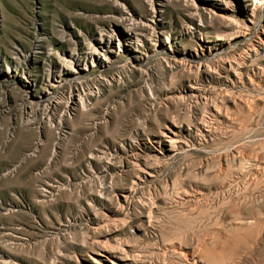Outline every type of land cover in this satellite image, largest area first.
<instances>
[{"label":"rangeland","instance_id":"obj_1","mask_svg":"<svg viewBox=\"0 0 264 264\" xmlns=\"http://www.w3.org/2000/svg\"><path fill=\"white\" fill-rule=\"evenodd\" d=\"M254 1L0 0V264H264Z\"/></svg>","mask_w":264,"mask_h":264},{"label":"bare ground","instance_id":"obj_2","mask_svg":"<svg viewBox=\"0 0 264 264\" xmlns=\"http://www.w3.org/2000/svg\"><path fill=\"white\" fill-rule=\"evenodd\" d=\"M255 1H259V0H255ZM255 1H254V3H255ZM133 33V32H132ZM114 34V33H113ZM109 37H113V35H109ZM262 38V37H261ZM259 39L258 40V42L260 41V44L261 45H263V47H264V39L262 38V39ZM39 39V38H38ZM115 40V39H114ZM131 40H133V39H131ZM98 42L99 43H101V44H103V45H100L99 47L100 48H103V47H105V45H107L108 46V41H106L105 40V38L103 37V34H101V36L98 38ZM129 45V44H128ZM98 47V48H99ZM135 50H137L138 51V49H135ZM83 55H78V53H77V51L75 50V51H73V52H71L70 54H68V57H69V60H64V63H66V64H69V65H71V67H79L80 66V63H81V60H83V61H85L86 60V57L88 56L87 54H85V53H89V56H94V55H97L98 54V49H97V47H92V49L90 50V52H81ZM100 53V52H99ZM70 55V56H69ZM99 56V55H98ZM135 58L136 59H139V60H143V57H141V55L140 56H135ZM23 59H26L25 58V56H23ZM21 59H19V61H20ZM106 61H108L109 62V60L108 59H106ZM85 66H86V64H85ZM83 69L84 70H86L87 68L86 67H83ZM76 73H79V72H76ZM61 74H58V77L60 76ZM52 80L54 81V82H57L58 84H60V82L63 80V79H57V74L55 75H52ZM76 80V79H75ZM77 80H79V78L77 79ZM103 80V79H102ZM54 82H53V84H54ZM77 83H79V82H76V84ZM55 85V84H54ZM53 85V86H54ZM100 85L101 86H104V84L102 83V81H100ZM60 86V85H59ZM79 86L81 87L82 85H81V83H79ZM54 87H57V86H54ZM83 89V88H82ZM80 90V89H79ZM78 90V88L76 87V85H69L68 86V88H67V90H66V104H67V106L68 107H74L75 105H77V104H81L82 105V107H84L86 104H84V101H83V98L80 96V94H79V91ZM92 93H93V91H92V89L91 88H89L88 89V91L85 93V96H86V98H89V97H91L92 96ZM48 95L46 96L47 97V101H48V105H47V107H46V109H48V110H50V109H53L54 107H55V104H57V100H55V99H58V98H56L55 96H56V94H55V92H49V93H47ZM82 94V93H81ZM84 96V97H85ZM62 98V97H61ZM54 103V104H53ZM29 104H33V103H31V102H29ZM74 109V108H73ZM207 130V129H206Z\"/></svg>","mask_w":264,"mask_h":264}]
</instances>
